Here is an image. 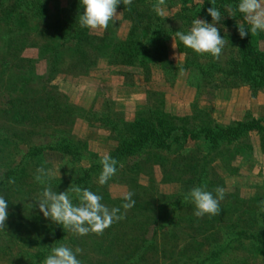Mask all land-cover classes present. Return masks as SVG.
Segmentation results:
<instances>
[{"label": "rangeland", "instance_id": "rangeland-1", "mask_svg": "<svg viewBox=\"0 0 264 264\" xmlns=\"http://www.w3.org/2000/svg\"><path fill=\"white\" fill-rule=\"evenodd\" d=\"M11 2L0 0V181L3 182L0 195L5 196L9 213L6 228L0 230V264H24L28 254L47 248L48 255L53 247L61 244L81 248L83 252L77 258L82 264H127L126 260L131 259L129 249L139 245L135 238L143 232L155 250L148 249L145 259L132 260L129 264H173L174 261L177 264L176 252L181 247L186 250L188 244L200 243L199 248L207 250L213 244L210 234L214 233V226L224 230L236 226L255 230L264 226V216L259 215L264 214V149L257 133L249 132L229 145L213 149L209 155L210 161L205 167L210 169V176L205 185L214 195L217 186L223 187L225 197L220 202L221 213L207 219L204 229H201L202 225L196 229L195 219L199 218L194 215V205L187 200L186 205L183 201L179 203L177 214L180 219L172 228L176 234L174 239L164 242L161 232H155L162 212L170 208L169 201L196 187L195 182L189 181L194 172L188 166L196 165V157L205 151L200 149L198 142L187 140L178 148L171 145L169 151L147 149L128 158L105 185L98 183L101 171L91 173L88 189L101 195L102 203L110 209L120 207L123 218L102 235L77 236L66 230L61 242L52 243L51 233L56 223L45 218L37 206H31L37 204L34 199L47 186L36 181L37 169L51 170L53 176L47 184L53 191H68L75 185L81 166L99 162L116 144L115 132L108 125L84 119L82 113L106 111L104 106L107 105V110L115 113L113 119L129 121L137 111H145L162 101L163 110L172 115L175 123L226 125L254 117L264 125V86L252 87L237 72L233 74L232 60H238L237 49L229 41L232 39L231 27L221 21L216 26L227 42L221 57L217 60L209 54L195 53L194 60L203 67L213 61L221 68H229L232 71L227 76L216 72L212 78L202 79L194 66L184 65L185 56L172 47L173 38L165 45L172 68L167 71L152 68L147 80L134 69L129 85L124 84V77L114 69L112 72L106 59L100 57L104 51H90V55L98 57L94 64L86 66L76 64L71 50L65 49L55 69L51 70L52 61L47 62L44 57L50 51L47 45L56 44L54 38L60 33L51 28L56 27L55 20L61 19L63 13H55L52 3H48L49 18L26 16L20 24L15 16L6 15L5 10ZM166 4L168 17L162 18L166 24L189 30L190 24L184 23H192L195 17L191 13H187L182 22L175 18L181 0H166ZM65 5V1L58 3L59 8H65ZM226 7L222 9L224 16L231 17ZM18 9H23V5ZM205 16L210 17L209 14ZM232 22L239 21L232 19ZM128 26L119 16V20L110 23L103 32L110 41L123 40ZM253 37L255 46L264 50V32L253 34ZM58 101L72 106V113L45 106ZM32 111L39 116L34 121L28 117V112ZM58 141L77 148L81 153L80 160L74 161V158L53 150L34 156L29 154L30 147L54 146ZM6 170L15 172L3 181ZM9 180L15 182L9 183ZM129 191L133 193L135 204L124 210L122 196ZM191 215L195 219L188 221L186 218ZM200 230L204 235H195ZM224 230L219 233L225 239ZM188 234L193 238L186 239ZM248 244L245 241L240 245L232 244L236 258L243 260V264H264V252L253 251ZM162 246L172 250V258L168 249L164 256L161 254Z\"/></svg>", "mask_w": 264, "mask_h": 264}, {"label": "trees", "instance_id": "trees-1", "mask_svg": "<svg viewBox=\"0 0 264 264\" xmlns=\"http://www.w3.org/2000/svg\"><path fill=\"white\" fill-rule=\"evenodd\" d=\"M65 1V8H59L58 3ZM155 0H132L130 6H124L123 3L118 5L117 10L120 11L122 19L128 23V29L123 40L110 41L106 35V32H91L92 30L82 28L79 24V15L83 12V7L80 0H12L10 6L7 8L6 15L15 16L19 23L22 24L26 16L31 18H49V11L47 8L48 3H52V8L55 13H63L61 19H56L57 23L51 28L54 32H59V36L54 38L56 44H48L50 49L47 58V62L50 64L51 70H54L57 64V60L61 57L65 49H69L72 55L76 57V64L83 63L86 66L94 64L96 55H90V51H104L103 57L106 59L107 66L112 72L115 70L117 74L124 77V84L129 85L132 83V75L137 70L143 76L144 80H147L152 68L160 69L161 71H167L172 68L171 63L166 56V42L169 38H174L176 50L184 54V65L186 67L194 66L198 71L202 79L212 78L216 72H220L224 76H227L230 71L229 68H221L219 64L213 61L206 65L201 66L196 63L194 58L195 52L189 48H186L182 42L175 36L176 31L187 32L188 30L178 27H172L166 24V21L162 17L158 16L153 10L152 5ZM239 0H215V6L222 11L224 6H230L233 12V16H224L221 21L224 25L231 27L232 39L230 43L236 46V52L238 60L233 58L235 66L233 74L237 72L248 85L252 87L264 86V50L257 48L254 44V37L252 33L241 38L238 32V22H232V19H237L241 23H245L243 14L236 10V5ZM212 0H181V7L179 8L176 17L181 22L184 21L185 15H190L198 18L212 21L211 16L206 17L208 14L207 9L212 7ZM23 5V9H18ZM191 26V22L188 21L184 25ZM182 25V24H181ZM51 39V37L49 38ZM48 39V40H49ZM109 40V41H108ZM46 46V45H45ZM51 58V60H50ZM50 60V61H49ZM114 69V70H113ZM135 69V70H134ZM59 103V104H58ZM58 103H48L45 106L48 109L61 110L65 113H72V106H65L58 101ZM157 106L147 107L145 111L139 110L135 113L134 117L129 121L122 119H113L115 113L107 110L108 106L105 105L106 111L91 110L87 111L82 117L90 120L94 119L101 122L104 126H109V129L114 131V139L116 144L108 154L117 160L118 164H123L128 158L138 154L144 150H166L169 151L171 145L177 148L184 145L187 140L196 141L199 143L200 149L205 152L196 157L194 161L196 165H190L188 168L194 172L190 182H195L196 186L205 185V181L210 176V169H206L207 161H210V153L213 149L220 147L221 145H229L249 132H255L260 138V146L264 149V125L260 119L249 117L246 119L234 120L233 122L222 125L219 123H213L211 125L201 124L196 122L189 123H175L172 115L163 110L162 101L158 102ZM61 104V105H60ZM107 104V101L106 103ZM19 114V111L15 112ZM28 117H32L33 121L36 117V112H28ZM87 113V114H86ZM113 115V116H112ZM62 141V140H60ZM64 141V140H63ZM46 150L59 151L65 155H68L76 160H80V151L73 147L72 144L66 142H56L55 145L46 146H33L30 147V156H34L37 153L42 154ZM21 163V162H19ZM18 163V164H19ZM192 163V164H195ZM102 165L99 162H92L87 167H80V175L75 180V185L83 188H89L88 179L91 173L101 171ZM14 170H6L3 173V181L8 180L10 175L14 173ZM2 180L0 185H2ZM187 192H182L178 199L169 201L167 210L162 212L160 222L157 226V230L161 233L164 242L168 239H174L175 233L173 227L180 219L177 211L180 208V201L183 205H186L185 195ZM178 197V196H177ZM182 199V200H181ZM75 202V197L73 198ZM260 216H264V214ZM195 216L191 215L186 218L188 221H192ZM211 216L195 219L197 222L196 229L199 226L203 228L205 221ZM214 233L210 234L213 240V244L210 245L207 250H201L200 243H190L185 248L181 247L176 254L178 255L177 264H243V260L239 257L236 258V253L232 251L233 243L237 242L239 245L242 242L249 243V247L253 251L264 252V226L255 230L249 227H232L230 230H224L220 226H214L212 228ZM262 229V230H261ZM225 235L220 236L221 232ZM154 232V233H155ZM168 232V233H167ZM170 236H165L166 234ZM145 232L142 236L137 235V241L139 245L132 246L128 254L131 259H127V264L132 263V260L145 259L146 252L151 249L150 238L145 237ZM195 235H204L200 230ZM227 235V236H226ZM66 236V229L59 224H55L54 230L51 233V242L58 244ZM186 239L193 238L190 234L185 235ZM189 237V238H187ZM163 242V243H164ZM152 244V243H151ZM153 245V244H152ZM155 250V246L152 248ZM169 250V248H167ZM167 249L162 246L160 249L161 254L164 256ZM200 249V250H199ZM172 250H169V257ZM192 254V255H191ZM47 255V248L42 250H36L30 253L26 257L24 264H39L42 259ZM186 255V256H184ZM237 259V260H236ZM175 263V261H174ZM173 263V264H174Z\"/></svg>", "mask_w": 264, "mask_h": 264}, {"label": "clouds", "instance_id": "clouds-1", "mask_svg": "<svg viewBox=\"0 0 264 264\" xmlns=\"http://www.w3.org/2000/svg\"><path fill=\"white\" fill-rule=\"evenodd\" d=\"M83 7L82 14L79 15V24L82 28H87L95 32L107 30L110 23L119 20L120 13L117 7L121 3L124 6H130L132 0H80ZM212 7L207 9L212 18V22L205 19L194 18L190 29L185 33L176 31L175 36L186 47L199 55L209 54L214 59H219L223 54L226 45L224 37L220 35L219 28L216 26L222 21L224 16L221 10L215 6V0H212ZM152 10L160 17H168L166 0H155ZM225 10L230 16H233L230 6ZM236 10L243 14L245 23L238 22V32L241 38L249 35L264 32V0H239ZM234 17V16H233ZM173 48H177L173 38ZM180 56V55H179ZM177 56L176 58L178 59ZM101 172L98 177V183L105 185L116 174L117 160L109 154L101 157ZM53 173L43 167L37 169L35 179L42 185H47L38 198L34 200L39 211L45 218L61 225L63 229L68 230L77 236H85L89 233L102 235L114 222L123 218L120 214V207L111 209L102 203L103 197L87 188H81L73 185L68 191L55 192L47 181L51 179ZM9 180V183H14ZM213 191L207 190V186H196L191 188L185 195V200H190L194 205V215L202 218L205 215L217 216L221 213L220 202L225 197V189L217 186ZM73 195L77 203H73ZM133 193L126 192L122 199L124 210L131 209L135 201L132 199ZM8 203L5 196L0 195V230L6 228L8 217ZM83 250L79 247L75 249L61 244L53 247L51 252L43 260L42 264H82L78 259V254Z\"/></svg>", "mask_w": 264, "mask_h": 264}, {"label": "crops", "instance_id": "crops-1", "mask_svg": "<svg viewBox=\"0 0 264 264\" xmlns=\"http://www.w3.org/2000/svg\"><path fill=\"white\" fill-rule=\"evenodd\" d=\"M117 12L120 13V11H118V10H117ZM120 17H121V19H122L121 13H120ZM123 20H124V19H123ZM124 21H125V20H124ZM125 35H126V33H125Z\"/></svg>", "mask_w": 264, "mask_h": 264}]
</instances>
